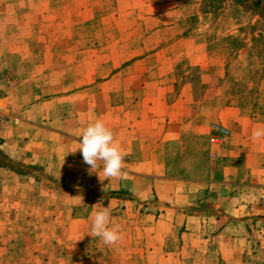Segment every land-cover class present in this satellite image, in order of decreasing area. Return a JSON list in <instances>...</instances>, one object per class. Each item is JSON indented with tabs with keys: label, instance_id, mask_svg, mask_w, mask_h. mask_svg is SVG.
I'll use <instances>...</instances> for the list:
<instances>
[{
	"label": "crops",
	"instance_id": "1",
	"mask_svg": "<svg viewBox=\"0 0 264 264\" xmlns=\"http://www.w3.org/2000/svg\"><path fill=\"white\" fill-rule=\"evenodd\" d=\"M46 8L39 15L49 18ZM83 52L77 50L76 63L66 67L74 71L60 80L46 74L43 61L42 69L34 71L12 65L18 86L0 97L17 118L0 132V210L10 226L27 229V239L15 242L21 252L65 261L93 257L88 252H111L114 258L133 251L131 246L109 247L91 235L92 217L104 207L113 219L120 211L138 215L140 220L131 223L151 253L163 248L172 229L185 227L192 233L223 215L238 218L248 210L264 214V138L252 139L264 118L226 104L213 116H201L195 109L185 116V102H195L194 83H185L177 102L163 81L146 83L138 94L122 93L114 71L127 61L105 65L110 73L99 80L101 62L91 57L85 66ZM7 69L0 65L4 84ZM49 76L51 83H46ZM48 84H56L57 90ZM98 119L113 131L125 154L127 179L101 183L83 162L78 149L82 132ZM213 122L229 129L216 157L210 142ZM185 153L187 161L182 160ZM102 167L99 162L101 175ZM109 227L118 228L114 220Z\"/></svg>",
	"mask_w": 264,
	"mask_h": 264
},
{
	"label": "rangeland",
	"instance_id": "2",
	"mask_svg": "<svg viewBox=\"0 0 264 264\" xmlns=\"http://www.w3.org/2000/svg\"><path fill=\"white\" fill-rule=\"evenodd\" d=\"M45 8L49 18L39 15ZM80 49L85 66L92 58L101 62L99 80L110 73L105 65L127 61L114 71L122 93L138 94L146 83L163 81L177 102L185 83L192 82L195 102H185V116L188 109L213 116L226 104L264 118V0H0V65L9 67L0 97L18 86L12 65L34 71L42 69L43 61L46 74L54 73L45 81L51 83L50 77L60 80L74 71L66 67L76 63ZM141 58L145 63L133 65ZM6 106L1 99L0 110L12 116ZM214 125L210 142L217 134ZM220 145L212 144L213 153ZM182 160H188V153ZM242 215H223L192 233L172 229L163 248L151 253L131 223L140 217L120 211L110 218L124 232L116 247L133 251L114 258L111 252H88L93 257L84 253L87 258L59 261L21 252L15 242L27 239V229L10 226L0 210V264H264V214L248 210Z\"/></svg>",
	"mask_w": 264,
	"mask_h": 264
},
{
	"label": "clouds",
	"instance_id": "3",
	"mask_svg": "<svg viewBox=\"0 0 264 264\" xmlns=\"http://www.w3.org/2000/svg\"><path fill=\"white\" fill-rule=\"evenodd\" d=\"M264 138V126L252 132L254 141ZM83 162L89 166V173H97L103 183L106 179H127V172L123 171L125 154L115 143L114 133L102 120L89 123L83 130L78 148ZM102 162V175L98 163ZM110 211L107 207L95 212L92 217L91 235L99 237L109 247L121 240V234L116 227H109Z\"/></svg>",
	"mask_w": 264,
	"mask_h": 264
},
{
	"label": "built area",
	"instance_id": "4",
	"mask_svg": "<svg viewBox=\"0 0 264 264\" xmlns=\"http://www.w3.org/2000/svg\"><path fill=\"white\" fill-rule=\"evenodd\" d=\"M13 120L17 119L13 118V116L9 115V113L4 110H0V132L4 131L13 122ZM213 128L217 134L212 136L211 143L214 145H220L229 135V130L219 125H214ZM212 157H216V154L213 153Z\"/></svg>",
	"mask_w": 264,
	"mask_h": 264
}]
</instances>
